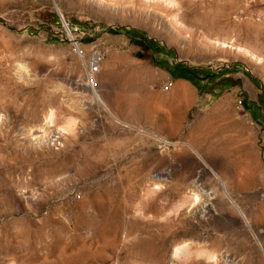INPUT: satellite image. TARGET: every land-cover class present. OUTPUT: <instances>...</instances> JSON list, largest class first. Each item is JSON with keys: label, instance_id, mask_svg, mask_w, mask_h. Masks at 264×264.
I'll return each instance as SVG.
<instances>
[{"label": "rangeland", "instance_id": "obj_1", "mask_svg": "<svg viewBox=\"0 0 264 264\" xmlns=\"http://www.w3.org/2000/svg\"><path fill=\"white\" fill-rule=\"evenodd\" d=\"M176 78L192 92L155 120ZM222 253L264 264V0H0V264Z\"/></svg>", "mask_w": 264, "mask_h": 264}, {"label": "bare ground", "instance_id": "obj_2", "mask_svg": "<svg viewBox=\"0 0 264 264\" xmlns=\"http://www.w3.org/2000/svg\"><path fill=\"white\" fill-rule=\"evenodd\" d=\"M98 2V1H97ZM99 3L101 4V5H104V3L103 2H100L99 1ZM106 5V4H105ZM80 56H81V64H80V62H79V65L81 66V68L79 69V70H81L80 72H79V75L81 76V77H83V75H84V67L86 66V61H87V59H85L86 58V56L84 57L83 56V54L81 53L80 54ZM83 64L85 65L84 67H83ZM76 69V68H75ZM75 71H77V70H75ZM96 74V73H95ZM85 76V75H84ZM80 77V78H81ZM83 79V78H82ZM81 80V79H80ZM96 81H98L97 80V78H96ZM80 82V81H79ZM78 82V83H79ZM81 84H82V82H81ZM86 86H89L90 87V90L92 89V90H94L95 91V89L97 88V86H98V82L96 83V84H92L91 82H88L87 81V85ZM97 97V96H96ZM101 97V96H100ZM102 102H103V100H101ZM105 108H106V106H104ZM100 108H101V106H100ZM103 108V107H102ZM107 109V108H106ZM90 111H92V110H90ZM104 112V111H103ZM95 113V112H94ZM88 114V113H87ZM93 114V113H92ZM112 114V113H111ZM87 116V115H86ZM88 117V116H87ZM111 117V116H110ZM46 132V131H45ZM40 141H42V142H44L46 145H47V143L48 142H46L47 141V137L45 136V137H41V139L39 140V142ZM30 143V142H29ZM48 146V145H47ZM200 157H201V155H200ZM223 181V180H222ZM223 183V182H222ZM223 185V184H222ZM225 185H226V183H225ZM225 185H223V186H225ZM227 186V185H226ZM228 188L229 187H224V191H225V196L227 197V199H230L231 197L229 196V194H228ZM199 194L196 192H194V200H193V204H192V206H191V209L192 210H194V209H196L197 207L199 208V206H198V204H199V196H198ZM208 195V197H210V199H212V197L214 196V194H207ZM232 205L234 204V206H235V202H230ZM212 207V208H214L213 207V203L212 202H208V203H206V204H201V207H203V208H206V207ZM237 206V205H236ZM234 209H235V207H234ZM240 209V208H239ZM206 213V212H205ZM240 213H241V215H242V219L245 221V223L244 224H242L243 226V228L245 229V230H248L249 231V229H251V221L249 220L248 221V219H247V217H246V215H245V213L242 211V210H240ZM190 232V231H189ZM187 233V232H185V233H183L182 235H181V237L183 238V240H184V242H183V244H181L180 246H179V248H177V250H180V249H185V250H189V249H205L206 247H207V239H206V237L204 238L201 234H198V233H195V232H193V233ZM247 233V232H246ZM239 234V233H238ZM226 237H227V234L225 235ZM222 237V236H221ZM224 237V236H223ZM249 237V236H248ZM237 238V237H236ZM225 239V238H224ZM225 240H227V239H225ZM236 240V242L238 243V244H240V243H243L244 242V240L243 239H239V238H237V239H235ZM255 245V244H254ZM261 248H262V246H261ZM218 256V255H217ZM226 256H225V254L224 253H222L221 254V256L218 258H216V257H214V264H234L233 262H231V261H227L226 259ZM222 259L223 260H225V261H222ZM243 262V261H242ZM244 263V262H243ZM237 264V263H236ZM242 264V263H241Z\"/></svg>", "mask_w": 264, "mask_h": 264}, {"label": "crops", "instance_id": "obj_3", "mask_svg": "<svg viewBox=\"0 0 264 264\" xmlns=\"http://www.w3.org/2000/svg\"><path fill=\"white\" fill-rule=\"evenodd\" d=\"M157 81H158L157 78H155L154 84H156ZM168 86H169L168 92L166 94H163L161 90L154 89L146 95V102L147 103L152 102L154 104L153 109L152 110L149 109L148 112H149V116L154 117L155 120L157 119V117H159L162 114L164 95L167 99H169L168 101H170V104H175L177 106L179 103L178 101H179L180 89L184 88L192 92L189 83L183 78L174 79L172 82H169ZM184 101L186 102V100Z\"/></svg>", "mask_w": 264, "mask_h": 264}, {"label": "built area", "instance_id": "obj_4", "mask_svg": "<svg viewBox=\"0 0 264 264\" xmlns=\"http://www.w3.org/2000/svg\"><path fill=\"white\" fill-rule=\"evenodd\" d=\"M101 58V53L98 50H94L90 59L88 61L89 72L86 77V81L96 84L95 73L99 71V60ZM239 115V112L237 113Z\"/></svg>", "mask_w": 264, "mask_h": 264}, {"label": "water", "instance_id": "obj_5", "mask_svg": "<svg viewBox=\"0 0 264 264\" xmlns=\"http://www.w3.org/2000/svg\"><path fill=\"white\" fill-rule=\"evenodd\" d=\"M60 17L62 18V15L61 14H60ZM62 20H63V18H62ZM66 29H67L68 33H70V31H69V29L67 27H66Z\"/></svg>", "mask_w": 264, "mask_h": 264}]
</instances>
